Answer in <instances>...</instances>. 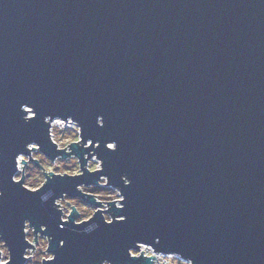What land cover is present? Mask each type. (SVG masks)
<instances>
[{
	"label": "water",
	"instance_id": "95a60500",
	"mask_svg": "<svg viewBox=\"0 0 264 264\" xmlns=\"http://www.w3.org/2000/svg\"><path fill=\"white\" fill-rule=\"evenodd\" d=\"M22 103L37 117L25 122ZM48 113L72 115L99 139L104 166L88 170V150L71 145L82 162L73 176L85 175L47 187L107 174L126 196L123 210L112 206L125 222L97 213L90 234L60 230L51 201L11 183L26 142L55 154ZM109 139L116 151L104 148ZM0 187L10 264L27 262L25 217L54 234L57 259L45 264H146L127 256L141 237L195 264H264V0H0Z\"/></svg>",
	"mask_w": 264,
	"mask_h": 264
},
{
	"label": "clouds",
	"instance_id": "9594fccd",
	"mask_svg": "<svg viewBox=\"0 0 264 264\" xmlns=\"http://www.w3.org/2000/svg\"><path fill=\"white\" fill-rule=\"evenodd\" d=\"M20 110L24 113L25 122L36 118L38 113L34 107L28 103H22ZM43 124L46 125V136L49 143L54 146L55 154H49L43 149V145L37 140H30L23 146V150L15 152L13 157L14 171L11 175V183L18 184L21 189L30 193H39V200L42 204L51 201L55 212L58 214V228L63 230L66 224L71 223L74 226H81L85 234H90L100 227V224L94 218L97 213L104 224L112 225L122 223L127 220L126 215H114L112 206L117 210L125 208L126 196L120 186L110 183V177L107 174H101L94 182L81 181L75 184L74 189L61 190L57 192L52 187H47L49 182L55 178L64 177H83V175H69L67 170L71 169L73 173L78 172L81 167V158L74 152L71 145H78L83 151L82 155L86 163L85 168H95V173H103L104 161L95 151L100 147L101 141L91 137L83 136V126L72 115L66 117L58 113H48L43 115ZM96 124L99 127L104 125V116H96ZM79 140L80 143H74ZM104 148L110 151H116L117 141L109 139L104 141ZM43 153V156L38 154ZM79 157V161L77 160ZM90 157V158H89ZM51 165V167H49ZM52 168L57 171L53 173ZM88 173V172H87ZM89 174V173H88ZM124 186H129L132 180L127 174L120 177ZM92 191H102L111 195H102L92 201H86L82 198V193ZM78 193V194H77ZM5 191L0 187V198H3ZM75 198V199H73ZM100 201V203H97ZM84 204L89 208L83 207ZM94 209H99L92 211ZM21 232L23 241L27 246L23 248L22 258L27 264H45V262L56 261L57 256L54 251H50L51 242L54 240V234L49 231L48 223L38 222L34 224L30 217H25L22 221ZM160 237L153 238L159 242ZM65 240H58V247H63ZM127 246V256L130 259H140L146 264H195L192 257H186L183 253L176 250H162L154 246V242L143 237L136 238ZM13 255L8 240L0 232V264H10ZM99 264H114L110 258H101Z\"/></svg>",
	"mask_w": 264,
	"mask_h": 264
},
{
	"label": "rangeland",
	"instance_id": "374dc122",
	"mask_svg": "<svg viewBox=\"0 0 264 264\" xmlns=\"http://www.w3.org/2000/svg\"><path fill=\"white\" fill-rule=\"evenodd\" d=\"M77 141L78 140H74V142H77ZM38 155L43 156L41 153L38 154ZM49 167H51V165H49ZM88 170L92 171V170H95V168H88ZM52 171L55 173L57 171V169L56 168H52ZM67 172H68L69 175L70 174L74 175V174H79L81 171L79 170L78 172L73 173L71 169H68ZM89 193L94 194L97 197L102 196V195H111V194L104 193L102 191H92V192H89ZM73 199H75V198H73ZM83 207L89 208V205L84 204ZM25 264H27V262Z\"/></svg>",
	"mask_w": 264,
	"mask_h": 264
},
{
	"label": "flooded vegetation",
	"instance_id": "af4514ba",
	"mask_svg": "<svg viewBox=\"0 0 264 264\" xmlns=\"http://www.w3.org/2000/svg\"><path fill=\"white\" fill-rule=\"evenodd\" d=\"M95 197L97 198V196L95 195Z\"/></svg>",
	"mask_w": 264,
	"mask_h": 264
}]
</instances>
